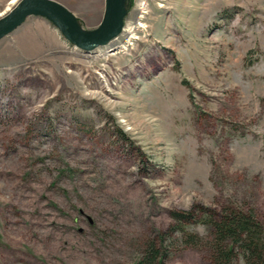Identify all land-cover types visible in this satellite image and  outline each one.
I'll return each mask as SVG.
<instances>
[{
	"label": "rangeland",
	"instance_id": "374dc122",
	"mask_svg": "<svg viewBox=\"0 0 264 264\" xmlns=\"http://www.w3.org/2000/svg\"><path fill=\"white\" fill-rule=\"evenodd\" d=\"M53 1L102 22L106 0ZM124 4L94 53L40 16L0 40V264H135L152 243L211 264L210 215L264 226V0ZM188 211L198 247L172 232Z\"/></svg>",
	"mask_w": 264,
	"mask_h": 264
},
{
	"label": "trees",
	"instance_id": "16d2710c",
	"mask_svg": "<svg viewBox=\"0 0 264 264\" xmlns=\"http://www.w3.org/2000/svg\"><path fill=\"white\" fill-rule=\"evenodd\" d=\"M171 217L177 225L172 232L181 234L187 246L198 247L202 240L197 235L185 233L182 228L197 222L198 214L195 211L176 212ZM209 218L206 224L212 231L211 264H237L240 257L244 264H264V226L253 215L226 209L218 221L216 215ZM161 255L157 245L152 243L135 264H157Z\"/></svg>",
	"mask_w": 264,
	"mask_h": 264
},
{
	"label": "water",
	"instance_id": "95a60500",
	"mask_svg": "<svg viewBox=\"0 0 264 264\" xmlns=\"http://www.w3.org/2000/svg\"><path fill=\"white\" fill-rule=\"evenodd\" d=\"M126 15L124 0H106L100 26L86 32L73 15L53 0H17L12 12L0 20V40L13 33L31 16H40L53 24L84 53H93L119 35Z\"/></svg>",
	"mask_w": 264,
	"mask_h": 264
},
{
	"label": "bare ground",
	"instance_id": "6f19581e",
	"mask_svg": "<svg viewBox=\"0 0 264 264\" xmlns=\"http://www.w3.org/2000/svg\"><path fill=\"white\" fill-rule=\"evenodd\" d=\"M16 4H17V1L14 3V5H12L7 11H6V13H4V17L5 16H8L11 12H12V8H14V6H16ZM4 17H2L0 20H2ZM74 18V17H73ZM78 23V22H77ZM122 28H123V26H122ZM94 53V52H93Z\"/></svg>",
	"mask_w": 264,
	"mask_h": 264
}]
</instances>
